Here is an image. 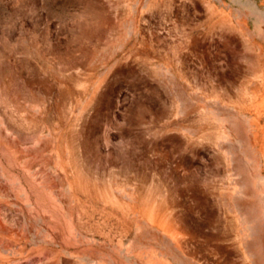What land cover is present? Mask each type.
I'll use <instances>...</instances> for the list:
<instances>
[{"label":"rangeland","instance_id":"obj_1","mask_svg":"<svg viewBox=\"0 0 264 264\" xmlns=\"http://www.w3.org/2000/svg\"><path fill=\"white\" fill-rule=\"evenodd\" d=\"M0 264H264V0H0Z\"/></svg>","mask_w":264,"mask_h":264}]
</instances>
